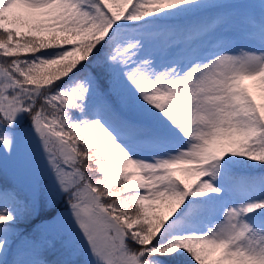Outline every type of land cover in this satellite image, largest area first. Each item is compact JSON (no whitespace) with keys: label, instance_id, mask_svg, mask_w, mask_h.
Masks as SVG:
<instances>
[{"label":"snow or ice","instance_id":"1","mask_svg":"<svg viewBox=\"0 0 264 264\" xmlns=\"http://www.w3.org/2000/svg\"><path fill=\"white\" fill-rule=\"evenodd\" d=\"M0 264H264V0H0Z\"/></svg>","mask_w":264,"mask_h":264},{"label":"rangeland","instance_id":"2","mask_svg":"<svg viewBox=\"0 0 264 264\" xmlns=\"http://www.w3.org/2000/svg\"><path fill=\"white\" fill-rule=\"evenodd\" d=\"M250 45L248 44V42L247 41H245V40H240V41H238V43H237V47L239 48V47H249Z\"/></svg>","mask_w":264,"mask_h":264}]
</instances>
